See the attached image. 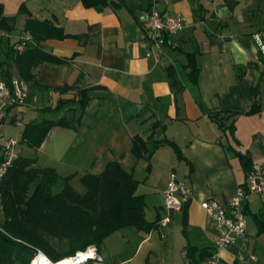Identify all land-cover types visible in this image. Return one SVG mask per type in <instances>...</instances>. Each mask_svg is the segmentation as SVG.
I'll return each mask as SVG.
<instances>
[{
    "label": "crops",
    "instance_id": "obj_1",
    "mask_svg": "<svg viewBox=\"0 0 264 264\" xmlns=\"http://www.w3.org/2000/svg\"><path fill=\"white\" fill-rule=\"evenodd\" d=\"M17 1H0L5 15L26 14L19 29L14 16L10 33L36 24L42 58L32 70L29 98L5 109L2 126L17 124L19 114L29 116L22 127L52 122L36 165L71 175V184L117 161L136 179L144 218L153 224L119 227L96 246L101 261L86 264H204L218 228L200 202H223L235 193L245 177L240 154L264 169V62L252 37L264 29V0H158L184 22L167 35L160 54L153 49L158 59L146 56L149 0H111L102 8L82 0H36V14L32 1L21 11ZM11 40L0 38L5 53ZM9 68L18 75L14 64ZM254 88L261 107L248 112ZM212 110L223 113L224 130ZM62 118L70 125L60 124ZM136 135L143 139L141 154L132 149ZM171 171L191 185L180 209L164 203ZM244 208L248 249L254 264H264V198L250 194ZM220 254L224 264H235L232 247Z\"/></svg>",
    "mask_w": 264,
    "mask_h": 264
},
{
    "label": "trees",
    "instance_id": "obj_2",
    "mask_svg": "<svg viewBox=\"0 0 264 264\" xmlns=\"http://www.w3.org/2000/svg\"><path fill=\"white\" fill-rule=\"evenodd\" d=\"M82 1L85 6L95 8L111 4V0ZM23 9L22 2L20 10ZM13 23L14 16L5 15L0 2V28L10 31ZM35 26L30 22L26 27L32 32L23 29L32 34L35 44H28L18 52L12 49L9 42L6 61L0 64L2 79L5 80L12 76L10 65H15L18 76L29 84L27 99L34 85L32 70L42 58ZM59 36H64V33ZM260 58L264 62V57ZM168 76L173 86L176 79L171 70H168ZM80 96L81 104L85 105V94L82 92ZM253 98L248 112L260 110L259 94L255 88ZM3 116H0V122ZM210 117L218 122L220 129L226 128L221 111L212 110ZM59 123L70 125L65 118L60 119ZM51 126L52 122L48 120L28 121L22 130V141L38 147ZM229 127L232 130V124ZM143 148L142 137L134 136V152L141 154ZM240 159L246 176L253 161L245 154H240ZM70 178L71 175H60L52 166H38L36 158L20 153L0 175V198L4 215L0 224V264H30L38 250L50 260L57 261L73 256L89 245H99L108 234L121 226L132 225L147 230L153 225L144 218L142 200L135 193L136 179L117 161L107 162L99 173L83 174L80 180L85 191L82 193L74 188Z\"/></svg>",
    "mask_w": 264,
    "mask_h": 264
},
{
    "label": "built area",
    "instance_id": "obj_3",
    "mask_svg": "<svg viewBox=\"0 0 264 264\" xmlns=\"http://www.w3.org/2000/svg\"><path fill=\"white\" fill-rule=\"evenodd\" d=\"M144 19L146 22L145 36L150 45L146 56L158 59L157 55L153 54V49H156L159 54L162 52V46L167 35L184 26L183 18L178 14H172L162 9L158 0H149ZM1 37L12 38L10 41L12 49L18 52L25 49L28 44H35L32 34L25 30L12 35L10 31L0 28ZM252 37L260 55L264 57V29L256 31ZM28 95L29 84L24 78L18 75H12L9 80L0 78V116L4 115L6 108L25 103ZM16 122L21 124L19 120ZM2 127V122H0V139L3 140L0 145V175L7 170L19 154L17 140L10 136L3 137ZM252 193L264 198V169L258 162H253L243 183L236 187L235 193L229 199L220 202L209 197L200 202L205 213L214 219L218 228L214 247L205 258L204 264H224L220 249L228 247L233 248V261L238 264H254L257 260L256 255L248 249L247 219L244 211V201ZM163 195L167 208L180 209L191 196V185L185 179L178 177L174 171H171L168 174ZM165 221H167V217L161 219V222ZM88 249H91V253L86 254L83 262L88 261V259L101 261L102 257L97 253L94 244L87 246L82 251H77L72 257H76ZM41 253L43 252L38 250L34 258ZM50 261L52 264H58L60 260ZM64 264L73 263L66 262Z\"/></svg>",
    "mask_w": 264,
    "mask_h": 264
},
{
    "label": "rangeland",
    "instance_id": "obj_4",
    "mask_svg": "<svg viewBox=\"0 0 264 264\" xmlns=\"http://www.w3.org/2000/svg\"><path fill=\"white\" fill-rule=\"evenodd\" d=\"M1 1V0H0ZM7 5L9 6L10 3H12V1L14 0H4ZM16 1V0H15ZM32 1V2H31ZM18 2V7L21 6V3L24 2L25 4L28 3V6L31 2V7L32 10L34 12V14H36V11L38 10V5L36 4V0H19ZM20 5V6H19ZM17 10V9H16ZM19 11L20 8H18ZM15 12V11H14ZM16 17V28L19 29V27L23 26V18L26 14L21 13L18 14V12L13 14ZM15 20V19H14ZM15 29V30H17ZM5 39H3L2 44L5 45ZM19 114V113H18ZM17 119L20 120L21 122H25L27 120H29V116L26 114L24 116H22L21 114H19L17 116ZM5 133H3V137H12L14 139L17 140V148L20 150V154L23 156H29L32 158H36L37 154L40 152L37 147L35 146H29L26 142L22 141V129L23 127L21 125L18 124H11L8 120L5 121L4 126L2 127ZM2 139H0V144L2 143ZM0 157H1V153H0ZM74 188L78 191V192H84L85 191V186L83 185V183L81 182V180L78 182H76L75 180H71ZM4 220V215H3V211L1 208V198H0V224L3 222Z\"/></svg>",
    "mask_w": 264,
    "mask_h": 264
},
{
    "label": "bare ground",
    "instance_id": "obj_5",
    "mask_svg": "<svg viewBox=\"0 0 264 264\" xmlns=\"http://www.w3.org/2000/svg\"><path fill=\"white\" fill-rule=\"evenodd\" d=\"M91 253V249H88L86 252L79 254L76 257L67 256L62 259H59L58 264H64L66 262L73 263V264H79L82 263L85 259L86 254ZM30 264H52V262L48 259L46 255L43 253L39 254L35 258H33L30 262Z\"/></svg>",
    "mask_w": 264,
    "mask_h": 264
},
{
    "label": "water",
    "instance_id": "obj_6",
    "mask_svg": "<svg viewBox=\"0 0 264 264\" xmlns=\"http://www.w3.org/2000/svg\"><path fill=\"white\" fill-rule=\"evenodd\" d=\"M5 61H6V53L4 52L0 44V64L4 63Z\"/></svg>",
    "mask_w": 264,
    "mask_h": 264
}]
</instances>
